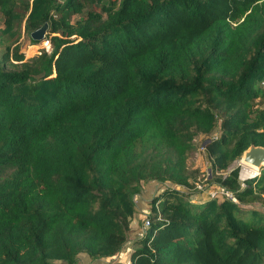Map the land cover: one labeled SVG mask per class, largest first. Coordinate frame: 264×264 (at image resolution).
<instances>
[{"label":"trees","instance_id":"trees-1","mask_svg":"<svg viewBox=\"0 0 264 264\" xmlns=\"http://www.w3.org/2000/svg\"><path fill=\"white\" fill-rule=\"evenodd\" d=\"M0 13V264H264V169L229 168L264 147V0H0ZM45 23L50 49L26 61L20 29ZM199 136L231 198L185 191ZM149 182L159 194L131 238Z\"/></svg>","mask_w":264,"mask_h":264},{"label":"rangeland","instance_id":"rangeland-1","mask_svg":"<svg viewBox=\"0 0 264 264\" xmlns=\"http://www.w3.org/2000/svg\"><path fill=\"white\" fill-rule=\"evenodd\" d=\"M26 1V0H22ZM31 1V0H28ZM3 20L4 17L0 13V29L3 28ZM48 34V30L45 36ZM17 44L20 46V51L24 54V59L29 61L36 57L40 51L44 48L50 49L49 47V39L45 40V38L40 41V43L33 44L30 41V32H26L23 28L20 29V34L17 39ZM207 137L199 136L194 140L195 149H193L187 157V172L190 176V183L191 187L188 192H192V196L197 199L207 200L211 199L212 194L214 197H221L220 188L216 186L214 182L218 178H221L225 175L224 171H213L211 170L210 160L206 154V150L203 148L204 143ZM239 166V178L240 181H243L248 178L253 177H246L244 176V170L247 168L241 166L239 164V160L232 162L229 165V168H234ZM257 172V171H256ZM259 172L255 176H257ZM254 176V177H255ZM159 194V184L156 182H149L143 185L141 192L133 197L136 214L134 220L131 223V231L130 237L134 238L136 234L143 229L145 226V221L147 219V215L150 214V201L152 197H155ZM257 208H259L264 213V203L258 204ZM119 257V258H118ZM113 259L110 263H106L103 260V264H117V262L124 261L126 259V255L121 254L120 256ZM86 258V259H85ZM96 262V261H95ZM61 264V263H60ZM78 264H95L93 261L91 262L88 260L85 255H82L79 259ZM102 264V263H101Z\"/></svg>","mask_w":264,"mask_h":264},{"label":"water","instance_id":"water-1","mask_svg":"<svg viewBox=\"0 0 264 264\" xmlns=\"http://www.w3.org/2000/svg\"><path fill=\"white\" fill-rule=\"evenodd\" d=\"M48 30V24H43L39 29L33 31L30 37L33 41H42ZM239 164L247 169L255 170L264 169V147L250 145L246 148L239 159Z\"/></svg>","mask_w":264,"mask_h":264},{"label":"built area","instance_id":"built-area-1","mask_svg":"<svg viewBox=\"0 0 264 264\" xmlns=\"http://www.w3.org/2000/svg\"><path fill=\"white\" fill-rule=\"evenodd\" d=\"M220 194L221 195H224V196H226V197H229V198H231V195L228 193V192H226L223 188H220ZM212 197H214V194H212ZM145 226H148V221H145ZM95 264H101L100 262H95ZM102 264H103V262H102ZM122 264H129V261L128 260H126L125 262H123Z\"/></svg>","mask_w":264,"mask_h":264},{"label":"bare ground","instance_id":"bare-ground-1","mask_svg":"<svg viewBox=\"0 0 264 264\" xmlns=\"http://www.w3.org/2000/svg\"><path fill=\"white\" fill-rule=\"evenodd\" d=\"M257 174L255 170L246 169L244 170V176L246 177H254Z\"/></svg>","mask_w":264,"mask_h":264},{"label":"crops","instance_id":"crops-1","mask_svg":"<svg viewBox=\"0 0 264 264\" xmlns=\"http://www.w3.org/2000/svg\"><path fill=\"white\" fill-rule=\"evenodd\" d=\"M86 257V256H85ZM86 259V258H85ZM92 262V261H91ZM106 263L108 262V261H105ZM95 263V262H94ZM57 264H59V263H57Z\"/></svg>","mask_w":264,"mask_h":264}]
</instances>
